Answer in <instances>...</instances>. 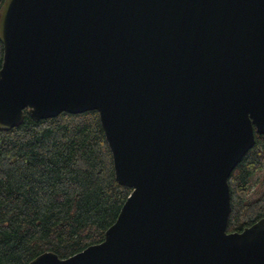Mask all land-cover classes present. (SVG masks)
I'll use <instances>...</instances> for the list:
<instances>
[{
    "label": "water",
    "instance_id": "obj_1",
    "mask_svg": "<svg viewBox=\"0 0 264 264\" xmlns=\"http://www.w3.org/2000/svg\"><path fill=\"white\" fill-rule=\"evenodd\" d=\"M0 128L95 109L131 188L102 240L27 264H264V216L226 230L264 133V0H3Z\"/></svg>",
    "mask_w": 264,
    "mask_h": 264
},
{
    "label": "trees",
    "instance_id": "obj_2",
    "mask_svg": "<svg viewBox=\"0 0 264 264\" xmlns=\"http://www.w3.org/2000/svg\"><path fill=\"white\" fill-rule=\"evenodd\" d=\"M3 0H0V6ZM0 42V64L2 59ZM264 168V133L228 177L226 230L264 216V191L248 198ZM131 188L114 176L112 155L97 110L61 111L0 128V264H27L50 250L66 257L102 240Z\"/></svg>",
    "mask_w": 264,
    "mask_h": 264
},
{
    "label": "rangeland",
    "instance_id": "obj_3",
    "mask_svg": "<svg viewBox=\"0 0 264 264\" xmlns=\"http://www.w3.org/2000/svg\"><path fill=\"white\" fill-rule=\"evenodd\" d=\"M262 191H264V168L253 175L252 186L248 198H255Z\"/></svg>",
    "mask_w": 264,
    "mask_h": 264
}]
</instances>
